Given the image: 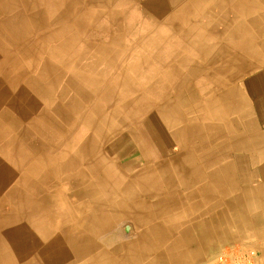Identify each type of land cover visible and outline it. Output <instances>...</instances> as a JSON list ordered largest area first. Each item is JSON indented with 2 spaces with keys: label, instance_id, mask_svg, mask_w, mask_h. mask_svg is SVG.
<instances>
[{
  "label": "bare ground",
  "instance_id": "bare-ground-1",
  "mask_svg": "<svg viewBox=\"0 0 264 264\" xmlns=\"http://www.w3.org/2000/svg\"><path fill=\"white\" fill-rule=\"evenodd\" d=\"M179 2L180 0H163V2L154 1L153 4L149 1L148 5L155 7L162 15L163 10L158 7L159 5H162L166 12L167 8L171 10ZM190 3L201 4L200 15L207 18L205 24L190 20ZM209 7L218 10L217 18H208L209 15L205 12ZM170 13L165 25L168 29L178 31L179 40L188 47V51L183 52L184 50L178 48L175 43V50L170 51L168 59L151 58L135 61L128 59L120 61L122 63L112 62L118 69L113 75L115 81L112 88H114L103 93L104 98H99L92 107H80L87 110L88 114L85 113L86 115L81 117L79 134L66 141L65 147L55 154L62 163L59 167L55 159L52 160V170H56L57 173L66 170L67 173H71L81 164L84 171L75 177L71 175L70 180L67 181L65 192L68 191L71 202L65 198L66 210L63 212L72 226L69 232L72 235L79 233L80 236L69 237L71 242L67 241V248L64 245L56 247L47 259L48 264H54L58 260L63 261V264H120L121 261L130 264L123 257L119 259L120 262L114 258L120 254L127 255L130 252L129 243L128 245L120 243L117 247L104 251L97 246V237L112 233L122 220L130 221L125 226L127 228H123V234L127 237H136L134 243L138 244L140 238L137 237L162 234V224H165L164 218L167 212L165 203L167 192L172 190L173 186L175 188L185 186L182 185L184 180L187 177L188 180L191 178L189 176L193 174V160L199 146L209 143L217 136L220 137L219 129L224 125H216L214 118L218 122L222 116L225 109L224 92L230 89L232 76L239 74L244 64L249 63V59L260 64L254 67L255 70L261 68L262 63L264 64V0H187ZM214 23L222 27L220 32L215 31ZM232 47L236 50H232ZM115 50H118L116 55L119 56L123 49ZM103 62H111L107 51L100 63ZM90 70L94 71L95 67L89 65L87 71ZM90 75L81 76V80L88 82L91 80ZM95 83L94 80V85ZM74 108L76 107L73 106L72 109ZM139 131L141 135L137 133ZM125 132L130 139L128 141L124 139L121 143H131L132 148L139 153L138 160L141 162V167L135 168L134 174L128 177L126 175L131 168H121L118 160L112 156V146H107L110 138H116ZM151 141L157 146L154 148L149 146ZM165 143L176 146L173 150L174 156L169 160L164 158V149L160 148ZM95 155L99 161L100 158H104L101 160L113 168L115 174L125 175L122 186L116 187V192L122 197L121 200L110 202L107 199L106 179L101 176V169L98 170V166L94 163ZM84 163H88L86 169ZM96 171H100L98 181L104 187L103 191L93 180V176L97 175ZM171 178L177 185L170 181ZM56 217L62 219L60 216Z\"/></svg>",
  "mask_w": 264,
  "mask_h": 264
},
{
  "label": "rangeland",
  "instance_id": "rangeland-1",
  "mask_svg": "<svg viewBox=\"0 0 264 264\" xmlns=\"http://www.w3.org/2000/svg\"><path fill=\"white\" fill-rule=\"evenodd\" d=\"M128 4L118 2L124 9ZM114 6L113 0H0V264H48L56 247L67 248L69 237L80 236L69 232L63 212L65 198L71 202L67 181L84 171L83 164L57 173L52 160L62 164L55 154L79 134L81 117L88 114L80 107L104 98L118 70L113 63L128 60V42L122 34L119 39L122 18L113 16ZM106 51L111 62L100 63ZM89 65L95 70L87 71ZM87 74L91 80L82 81ZM101 159L95 155L94 163L112 202L125 179ZM99 172L93 180L103 191Z\"/></svg>",
  "mask_w": 264,
  "mask_h": 264
},
{
  "label": "crops",
  "instance_id": "crops-1",
  "mask_svg": "<svg viewBox=\"0 0 264 264\" xmlns=\"http://www.w3.org/2000/svg\"><path fill=\"white\" fill-rule=\"evenodd\" d=\"M113 1V16L122 18V22L118 24L119 39L121 41L122 34L125 42H128V46L124 48L130 51L129 60L168 59L170 51L175 50V43L183 52L188 51V47L179 40L178 31L168 29L165 25L171 15L170 11L178 9L187 0H180L177 6L171 10L167 8L166 12L159 5L163 10L162 15L155 7H150L148 2L154 4V1L163 0ZM126 1L129 3L126 9L118 6V2ZM189 6L190 20L205 24L207 18L200 15L201 4L190 3ZM210 8L205 12L209 15L208 18H217L218 10ZM214 29L220 32L222 27L214 23ZM252 38H255V34ZM116 48L121 47L118 45ZM232 50L236 49L232 47ZM259 65L249 59V63L242 68L243 72L232 76L230 89L224 92L225 109L221 118L218 117V122L214 118L216 125L222 124L224 128L219 129L220 137L199 146L193 160V174L182 183L185 186H173L167 192V212L165 224H162V234L156 235L157 237H137L140 242L138 240V244L134 243L136 237L123 234V228L130 221L122 220L112 233L97 237L96 244L100 250L102 248L106 251L120 243H129L130 252L114 258L121 260L123 257L130 264H216L217 257L222 253L244 250L258 254L255 264H264V64L255 70L254 67ZM137 133L141 135L140 131ZM124 139H130L128 134L127 137L119 135L113 138L114 141L108 147L115 145L112 156L118 160L121 168H131L126 175L128 177L134 174L135 168L141 167V162L138 160L139 153L132 148L131 143H121ZM170 144L165 143L160 147L164 149L163 156L166 160L174 156L176 146ZM149 146L154 148L157 145L151 141ZM170 181L177 185L172 178ZM111 197L114 200L122 199L118 192ZM185 211L188 213L185 214ZM138 245L143 246L138 249ZM120 264L124 263L121 261Z\"/></svg>",
  "mask_w": 264,
  "mask_h": 264
},
{
  "label": "built area",
  "instance_id": "built-area-1",
  "mask_svg": "<svg viewBox=\"0 0 264 264\" xmlns=\"http://www.w3.org/2000/svg\"><path fill=\"white\" fill-rule=\"evenodd\" d=\"M258 254L253 251L227 252L219 255L217 264H255Z\"/></svg>",
  "mask_w": 264,
  "mask_h": 264
}]
</instances>
